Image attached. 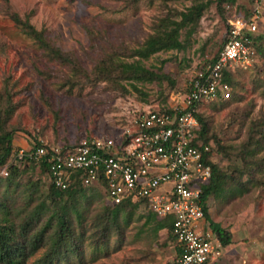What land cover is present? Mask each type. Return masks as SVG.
<instances>
[{"label":"rangeland","instance_id":"374dc122","mask_svg":"<svg viewBox=\"0 0 264 264\" xmlns=\"http://www.w3.org/2000/svg\"><path fill=\"white\" fill-rule=\"evenodd\" d=\"M199 2L205 3L199 18L180 29L183 49L140 60L172 82L124 79L118 69L117 78L81 76L80 68L95 72L104 59H136L127 55L154 33L160 19L181 21V13ZM249 5L250 0H0V91L10 88L15 104L9 120L15 128L14 147L27 149L37 142L57 147L115 136L140 110L180 103L194 71L222 47L227 21L247 15ZM14 15L33 25L72 63L45 53ZM255 49L251 65L231 74V98L207 102L197 111L208 127L210 159L226 176L225 190L206 202L208 215L234 236L226 255L214 264H264V163L259 164L262 170L254 167L255 157L264 161V142L255 157L246 154L255 146L252 122L264 111V37ZM114 53L118 55L112 58ZM15 152L3 164L8 174L0 176V221L5 205L20 231L31 209L53 202L47 175L37 164L16 163L18 174H12ZM162 188L168 190L170 184ZM104 193V185L92 182L63 199L64 208L56 212L66 210L69 241L57 264H171L175 240L167 229L156 230L157 221L143 205L118 209ZM49 213L42 211L41 219L30 225L37 228ZM45 249L21 264L39 263Z\"/></svg>","mask_w":264,"mask_h":264},{"label":"built area","instance_id":"2783aa9c","mask_svg":"<svg viewBox=\"0 0 264 264\" xmlns=\"http://www.w3.org/2000/svg\"><path fill=\"white\" fill-rule=\"evenodd\" d=\"M247 12L228 20L215 60L196 69L180 103L170 104L168 110H140L115 136L20 148L16 160L33 158L38 163L45 158L51 181L58 187L66 188L78 173L85 185L103 183L113 203L132 197L157 217L172 216L171 233L180 251L171 264H214L222 246L209 228L200 200L211 166L206 159L210 146L199 137L196 114L203 103L231 98L224 74L251 65L255 37L264 29V0H250ZM6 174L0 166V175ZM164 184L170 188L164 190Z\"/></svg>","mask_w":264,"mask_h":264},{"label":"trees","instance_id":"16d2710c","mask_svg":"<svg viewBox=\"0 0 264 264\" xmlns=\"http://www.w3.org/2000/svg\"><path fill=\"white\" fill-rule=\"evenodd\" d=\"M205 3H197L193 6L189 7L186 12L181 13V21L171 20L169 17L162 18L158 21L155 26L154 33L149 35L147 39L139 46L137 49H134L132 53L127 56H134L136 59L132 61H125L121 59H113L110 61H106L105 59L102 61L101 65L95 68V72H89L82 70L80 68L81 76L89 77L93 76L95 79H108L112 76L117 78L119 70L120 76L123 75L124 79H132L136 81H146L152 82L155 80L167 79L171 81L170 78L166 74H162L161 72H156L154 70L146 68L142 63L141 59L148 58L151 55L160 52L162 50H170V49H183L184 43L180 39V29L183 27L186 22H196L199 18L202 9L204 8ZM248 13V12H247ZM13 19L17 22L24 30L25 33L34 36L37 40V44L43 48L44 52L50 55V57H55L59 60H63L64 58L68 59L69 62L72 63V59L70 57L65 56L64 53L61 52L56 47L50 46L44 38L42 37V33L34 28L28 21L22 20L18 15H14ZM229 27V22L227 21V29ZM264 37L262 31L255 37L254 45L258 47L259 41ZM225 40V39H224ZM220 50V49H219ZM218 53V52H217ZM213 55L210 59H205L198 68L205 66L206 64L215 60L216 55ZM115 54V55H114ZM112 58L117 53H114ZM115 62V63H114ZM116 68V70H115ZM195 73V71H194ZM231 73L224 74V80L232 83ZM77 74V73H76ZM189 81V80H188ZM172 82V81H171ZM133 84V83H132ZM134 90L138 93H142L141 89H139L135 84H133ZM232 94V92H231ZM233 95V94H232ZM218 101V100H215ZM207 103V102H206ZM205 104V103H203ZM201 106V105H200ZM162 109L168 110L170 107L167 105L166 107H160ZM15 111V104L12 101V94L10 92V88L4 86L0 91V166L5 164L10 160L11 155H13L14 164L10 162L9 169L12 171V174H18V167L16 163H19L17 158V153L19 149L15 148L13 145V137L15 128L9 125V120L12 114ZM200 124L199 137L203 140L205 144H209L210 151L206 154L207 162L211 166V176L207 183L203 184L201 187L200 200L203 208L204 216L209 223V228L213 234V236L219 240L222 249L223 247H227L233 239V232L222 227L218 222L212 220L208 215L207 209V200L212 195L221 194L225 190L226 184V176L220 170L217 164L211 161L212 156V144L209 141L208 136V127L206 122L199 116V112L196 114ZM253 130L257 134L251 135V139H254V148L247 149V153L249 156L255 157L258 149L261 148L264 142V111L258 116L256 120L252 122ZM43 145L41 142H37L32 146V150H34L37 146ZM46 146V145H45ZM217 151H222L223 145L219 143L217 145ZM256 165L255 168H259L262 170L259 164H263L264 161H261L262 157H255ZM22 162L29 163L32 165H38L41 167L48 178L49 181V198L53 202L52 206L46 208V203L38 205L31 209V214L27 215L25 218V222L22 223L20 227V231L18 226L14 223L13 219H10L9 214L13 211L6 209L5 205L2 207L5 208L3 212V217L0 221V263L1 264H21L27 261L31 256H33L41 247L46 249L44 250L43 256L39 257V263L37 264H57L59 254L62 253V246L66 241H69V227L68 220L66 217V210L58 213L56 212L58 209L64 208L63 206L66 204L65 197L72 198L73 195L78 194L83 191V187L86 185L80 181L78 177V173L75 174L74 181L71 182L66 188H61L54 185L51 181L50 172L48 170V164L45 158L41 159L38 163L31 158H26ZM20 162V163H22ZM19 163V164H20ZM257 172V171H255ZM8 174V172H7ZM2 176V175H0ZM250 176V175H249ZM255 176L251 174V178ZM103 185V183H101ZM106 194L104 193V197ZM106 199V198H105ZM107 201V200H106ZM107 203L109 205H113L121 209L122 207L127 208L135 207L137 205H141V201L139 199H134L132 197H128L123 199L119 203H113L108 200ZM50 209L49 216L41 223L37 228L32 227L30 225L34 220L41 219V212ZM117 210V209H116ZM18 213L20 211H17ZM117 211H113L114 217L116 216ZM149 218H153L157 221L155 229L160 230L166 228L169 232V235L175 240L174 236L171 233L172 227V216L166 217H157L153 213L149 212ZM37 216H36V215ZM56 226V229L54 227ZM32 232V233H30ZM45 239H47L45 241ZM178 244L174 241V256L179 252ZM222 251V250H221ZM221 254L218 256L220 258ZM174 258V257H173ZM217 258V260H218ZM216 260V261H217ZM215 261V262H216Z\"/></svg>","mask_w":264,"mask_h":264},{"label":"crops","instance_id":"0c3cea01","mask_svg":"<svg viewBox=\"0 0 264 264\" xmlns=\"http://www.w3.org/2000/svg\"><path fill=\"white\" fill-rule=\"evenodd\" d=\"M231 247V244H229L227 247H223L222 251H221V256L220 258L223 257V255H226V250L229 249ZM229 251V250H228ZM219 259V258H218Z\"/></svg>","mask_w":264,"mask_h":264}]
</instances>
